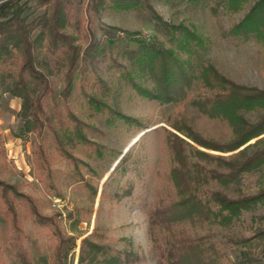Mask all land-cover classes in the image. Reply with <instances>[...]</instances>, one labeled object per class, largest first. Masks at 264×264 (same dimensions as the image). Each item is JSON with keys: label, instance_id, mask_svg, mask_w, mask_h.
Listing matches in <instances>:
<instances>
[{"label": "trees", "instance_id": "16d2710c", "mask_svg": "<svg viewBox=\"0 0 264 264\" xmlns=\"http://www.w3.org/2000/svg\"><path fill=\"white\" fill-rule=\"evenodd\" d=\"M30 1H0V91L21 100L16 136L32 135L30 162L45 173L47 187L54 189L55 169L46 149L49 135L54 150L71 161L76 159L72 149L81 145L98 150L84 131L86 123L69 106L70 100H76L72 92L77 83L85 104L98 112L107 109L125 121L129 117L92 91V80L99 76L93 66L85 68L84 58L93 43L82 51L67 31L69 0H36V6H44L36 14ZM177 1L201 5L214 20L224 12L229 25L223 28L217 20L216 37L235 46L253 42L264 54V0ZM98 4L146 10L168 41L167 45L158 39L139 38L134 48L125 49L126 64L114 60L122 69L125 86L137 96L175 107L165 118L171 129L157 126L141 135L159 137L167 156V166L153 170L162 187L147 211L148 234L157 247L159 264H264V210L250 216L244 231L236 228L243 224L246 212L264 206V174L254 188L245 183L264 167V89L221 73L200 52L210 38L192 24L164 20L149 0H99ZM48 55L59 63V82L51 76ZM62 103L65 115L55 117L52 110ZM183 104L196 109L206 123L220 127L207 130L197 126L179 108ZM136 124L148 125L140 120ZM130 154L127 150L121 159ZM139 163L134 160L136 176L145 169ZM118 167L117 163L111 174ZM134 185L133 180L116 183L108 196L120 201L132 193ZM90 188L95 195L97 187ZM17 198L54 240L51 258L44 264H72L69 254L77 237L61 229L62 213L43 214L34 197L0 178V202L19 236ZM211 226L221 229L216 240ZM108 241L95 223L92 232L81 239L77 264H122L130 253ZM23 260L22 264H32Z\"/></svg>", "mask_w": 264, "mask_h": 264}, {"label": "rangeland", "instance_id": "374dc122", "mask_svg": "<svg viewBox=\"0 0 264 264\" xmlns=\"http://www.w3.org/2000/svg\"><path fill=\"white\" fill-rule=\"evenodd\" d=\"M149 2L164 20L192 24L202 35L209 37L210 42L200 52L221 73L238 83L264 89V54L260 52L259 45L247 42L235 46L216 37L217 20L226 28L229 25L228 15L220 12L218 19L214 20L201 5L177 0ZM29 3L35 5V14L44 8L43 5L36 6V0ZM98 3L99 0H69L66 29L75 37L82 51L93 43L84 58L85 68L93 66L99 76L93 78L91 89L129 120L114 116L107 109L98 112L85 104L77 83L72 92L76 100H70L69 106L86 123L84 131L89 139L97 143L100 153L94 146L81 145L72 149L75 161L65 159L54 150L52 136L49 135L46 149L56 175L51 187L54 189H50L45 173L35 170L30 162L32 135L16 136L21 100L0 91V178L34 197L43 214L62 213L61 229L77 237L74 252L72 250L69 254L73 256L72 264H77L81 239L92 232L95 223L108 235L112 247L130 253L122 264H159L157 247L148 234L147 211L162 187L153 170L166 167L167 156L160 146L159 137L145 135L141 138V135L157 126L171 129L165 118L174 112L175 107L137 96L125 86L120 77L122 69L115 65L114 60L126 64L128 60L124 51L134 48L139 38L158 39L167 45L168 41L146 10H124ZM46 63L52 78L59 82L57 59L48 55ZM179 108L203 129L220 127L206 123L192 106L183 104ZM52 113L55 117H63V103ZM136 120L148 123L147 127H139ZM126 148L131 154L122 160ZM134 160L140 161L139 165L145 168L140 176H136ZM117 163L118 169L111 174ZM263 174L264 167L247 177L245 183L254 188ZM127 180L134 181L132 193L120 201L109 198L116 183L125 185ZM90 186L97 187L95 195H92ZM16 204L22 229L19 236L0 202V264H22L23 259L32 264H44L51 258L54 240L48 230L34 222L25 202L17 198ZM263 210L264 206H257L246 212L243 224L236 228L244 231L250 223V216ZM209 229L215 233L214 239H218L221 229L215 226Z\"/></svg>", "mask_w": 264, "mask_h": 264}, {"label": "water", "instance_id": "95a60500", "mask_svg": "<svg viewBox=\"0 0 264 264\" xmlns=\"http://www.w3.org/2000/svg\"><path fill=\"white\" fill-rule=\"evenodd\" d=\"M140 135H141V134H139V136H140ZM134 141H135V140H134ZM130 145H131V144H130ZM130 145H128V147H129ZM128 147H127V148H128ZM127 148H126V150H127ZM126 150H124V152H125ZM124 152H123V153H124ZM123 153H122V154H123ZM121 156H122V155H120V157H121ZM120 157H119V158H120ZM115 165H116V164H114V166H115ZM114 166H113V167H114Z\"/></svg>", "mask_w": 264, "mask_h": 264}]
</instances>
